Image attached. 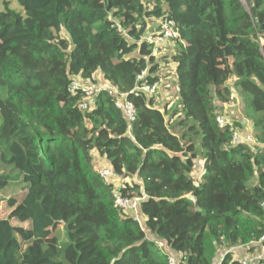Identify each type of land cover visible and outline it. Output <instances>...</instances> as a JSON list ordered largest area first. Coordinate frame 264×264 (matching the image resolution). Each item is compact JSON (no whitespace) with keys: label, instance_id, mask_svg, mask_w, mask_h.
<instances>
[{"label":"trees","instance_id":"obj_1","mask_svg":"<svg viewBox=\"0 0 264 264\" xmlns=\"http://www.w3.org/2000/svg\"><path fill=\"white\" fill-rule=\"evenodd\" d=\"M14 1L18 11L0 9V197L24 193L6 200L0 264H214L220 252V264H239L230 250L264 247V0H247L248 11L241 0ZM164 20L178 36L159 60L142 39ZM166 59L172 110L138 90L158 84ZM74 79L111 89L82 111ZM234 89L254 145L217 123ZM118 101L133 105V122ZM96 158L123 180L115 191ZM115 194L144 198L143 227Z\"/></svg>","mask_w":264,"mask_h":264},{"label":"rangeland","instance_id":"obj_2","mask_svg":"<svg viewBox=\"0 0 264 264\" xmlns=\"http://www.w3.org/2000/svg\"><path fill=\"white\" fill-rule=\"evenodd\" d=\"M3 2H9L10 8L14 9V10H19L20 7L18 6V4L16 3V1L14 0H0V9L3 8L2 4ZM241 3L243 4L244 8L248 11L249 10V6H248V2L247 0H241ZM159 23L157 22H153L150 21L148 22V31L146 33V38L142 39L143 44L145 45H152L151 52L154 55L155 58L161 60L162 58H166L167 56H170L172 54V49H170V44L168 42H166L165 40L157 42L156 44H152L149 40V38H152L153 36H158L160 30H158ZM155 38V37H153ZM163 42V43H162ZM159 46V47H158ZM167 46V47H166ZM139 49H140V45L139 47L135 50L134 55L138 56L139 55ZM143 49V48H142ZM148 48L144 47V52L147 53L148 52ZM174 66L169 62L168 63V59L164 60V61H160L159 64V75H160V80L158 82V87L157 89L154 91L155 93L153 94L154 100L156 102V105L158 107H163V108H167L169 110H172V108H174L175 106H177V89H176V76L175 73L173 71ZM99 83H101V80L98 81ZM103 84L98 85V87H103ZM233 99V103H231V105H226L224 107H220L218 105V115L221 120H223V122H230V123H235V133L234 136L236 138V143L237 142H243V143H247L248 145H251L248 140H250L251 142H254V137L252 136V132H250L252 125L250 123V126L248 127L249 124V119H247L246 114H245V109H244V100L242 98V96L240 95L239 91L234 89V94H232ZM246 104H247V99L245 100ZM177 108V107H175ZM176 120L174 121L173 124H175L178 121V116H176ZM244 120L246 121V124H243ZM174 126V125H172ZM174 131L176 130V127H173ZM178 129V128H177ZM247 129V131H246ZM178 134H182L184 133V130H179L177 131ZM106 162L104 160H100L98 158H96V172H98V170L100 168H105ZM196 166H199L200 168V163H195ZM195 167V171L197 173L200 172V169ZM4 171H7V169H5ZM3 172V170H0V173ZM10 172V171H8ZM104 181L107 183H112L114 185V191L119 188L122 183L123 180L121 178L112 176L109 177L107 179H104ZM22 189L21 188H10L8 190H6V192L3 193V195L0 197V219H6L9 215L10 210L7 208L6 203H7V199L10 198H15L18 202L21 200V197L23 196ZM125 214H128V216H131L132 218H134L135 220H137L139 222V224L143 227V217L140 214V211H129L126 212ZM14 223V225H18L21 226L23 228H28L27 224H19L16 223V221H12ZM56 233L59 235L60 237V241H64L65 240V236H64V232H63V226L60 225L57 227L56 229ZM158 244V250L161 251L163 250V248H161L160 245H163L162 243H157ZM257 246H259V244L254 245L253 249H251L252 251H249V253H253L252 255H256L255 254V250L256 248H258ZM260 248V246H259ZM233 256L238 257L239 254L233 250L232 251ZM223 254V252H222ZM221 252L217 254L214 264H218L221 261ZM241 257V256H240ZM238 257V258H240ZM174 260V264L177 263L179 261L178 257L173 258ZM236 259V257H235Z\"/></svg>","mask_w":264,"mask_h":264},{"label":"built area","instance_id":"obj_3","mask_svg":"<svg viewBox=\"0 0 264 264\" xmlns=\"http://www.w3.org/2000/svg\"><path fill=\"white\" fill-rule=\"evenodd\" d=\"M178 36V32L177 29L175 28V25L172 21L169 20H164L160 23V32L158 36H153L155 38H149L148 40L152 43V44H156L157 42L163 41L165 40L166 42H170L172 40H175ZM144 73L143 72L140 76H138V80H142V78L144 77ZM103 87H94L93 85L84 83L82 80L80 79H74L72 80L71 84H70V93L72 94H76L78 91L81 92L84 95V100L83 102L80 104V109L82 111H87V110H91L93 108L94 105V101H93V97L95 96V94L102 90V89H111L106 83L102 85ZM159 85L157 83H155L154 85H147V84H142L140 86V88L138 87L139 91H143L144 93L148 94V95H153L155 92V90L157 89ZM116 106L118 108L121 109L124 118L129 122H133L135 119V109L133 107V105L128 102V101H118L116 103ZM217 123L219 125V127H223L224 125H226V122H223V120H221L220 118H217ZM232 130V129H231ZM234 142L236 143V138L234 136ZM98 176L101 179H107L109 177H112V172L110 171V169L108 168H101L98 170L97 172ZM144 198H133V199H129V198H123L121 197L119 194H115L114 195V207L116 209H119L120 211H122L123 213L129 212V211H137L139 210V206L140 203L143 201ZM262 208L264 209V204L262 205ZM161 248H164V245H160ZM247 248L249 247H236L232 250H230V252L237 251V250H247ZM239 264H264V247H260L259 253L256 255H247L242 258L238 259ZM221 262V261H220ZM219 262V264H220ZM170 264H174L173 259H170Z\"/></svg>","mask_w":264,"mask_h":264},{"label":"crops","instance_id":"obj_4","mask_svg":"<svg viewBox=\"0 0 264 264\" xmlns=\"http://www.w3.org/2000/svg\"><path fill=\"white\" fill-rule=\"evenodd\" d=\"M163 43V42H162ZM170 46H171V44H170ZM159 47V46H158ZM176 116H178V118L180 117V114L179 113H177V115ZM177 119V118H176ZM176 119H172L171 121L174 123V121L176 120ZM250 123H251V125H252V122L251 121H249V124H248V127L250 126ZM243 124H246V121L244 120V122H243ZM246 131H247V129H246ZM250 132H252V136H254V131H253V127L251 128V130H250ZM248 142L251 144V145H254V142H251L250 140H248ZM100 160H102V159H100ZM101 169V168H100ZM254 245H257V244H254ZM253 245V246H254ZM252 246V247H253ZM251 247V246H250ZM258 248H256V250H255V254H258L259 253V250H260V248H259V246H257ZM248 250H250V248H247V250H237V251H235V253L237 252L238 254H239V256L238 257H240V258H242V257H244V255L245 256H247V255H252L253 253H248L247 251ZM222 257H223V254L221 255V260H222ZM236 257V259L238 260L239 258L236 256V254H235V256H234V258ZM219 264V263H218Z\"/></svg>","mask_w":264,"mask_h":264}]
</instances>
